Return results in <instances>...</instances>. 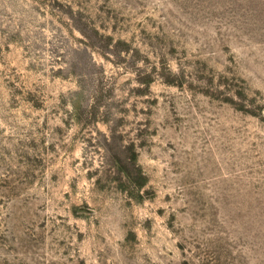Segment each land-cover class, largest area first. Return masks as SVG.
Segmentation results:
<instances>
[{
	"label": "rangeland",
	"instance_id": "obj_1",
	"mask_svg": "<svg viewBox=\"0 0 264 264\" xmlns=\"http://www.w3.org/2000/svg\"><path fill=\"white\" fill-rule=\"evenodd\" d=\"M0 264H264V0H0Z\"/></svg>",
	"mask_w": 264,
	"mask_h": 264
}]
</instances>
